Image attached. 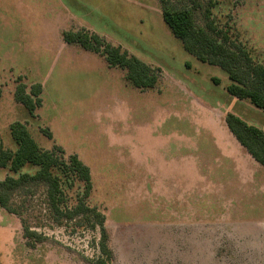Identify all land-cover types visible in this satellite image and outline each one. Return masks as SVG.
<instances>
[{
    "label": "rangeland",
    "instance_id": "1",
    "mask_svg": "<svg viewBox=\"0 0 264 264\" xmlns=\"http://www.w3.org/2000/svg\"><path fill=\"white\" fill-rule=\"evenodd\" d=\"M216 1V24L264 63V0ZM66 30L158 69L156 84L135 87L124 68L66 43ZM20 82L42 87L33 116L15 99ZM228 83L184 50L160 0H0V143L15 147L9 126L20 122L41 148L89 167L86 202L105 216L110 264H264V167L224 121L231 112L264 131V112ZM36 168H0V180ZM43 188L15 196L20 216L0 207V264H94L98 229L56 224ZM24 225L44 239L28 242Z\"/></svg>",
    "mask_w": 264,
    "mask_h": 264
},
{
    "label": "trees",
    "instance_id": "2",
    "mask_svg": "<svg viewBox=\"0 0 264 264\" xmlns=\"http://www.w3.org/2000/svg\"><path fill=\"white\" fill-rule=\"evenodd\" d=\"M163 21L182 47L197 60L220 67L227 75L229 83L226 92L237 99H246L264 112V63L255 62L242 44L233 40L226 27H219L213 18L212 8L216 0H160ZM66 43L78 44L85 50L99 53L111 67L126 70V78L138 88H152L158 79V69L128 54L119 46L105 41L96 33L85 30H66L62 33ZM215 84L218 79L213 78ZM39 83L26 91L23 83H18L14 92L28 114L41 104ZM228 130L245 148L247 153L264 167V131L248 124L239 116L228 112L224 117ZM13 149L0 143V168L18 172L22 167H37L34 172H20L0 180V207L20 216L23 211L15 202L16 195L33 193L34 186L42 185L49 215L56 224L70 222L72 230L96 228L99 240L96 243L98 256L94 264H110L113 252L108 245V233L104 227L105 216L95 206L87 204L91 191L89 167L75 154L63 158L61 149H43L31 136L25 124L13 122L9 126ZM81 182L82 187H73ZM74 196V203L69 200ZM23 233L29 241H41L45 235L31 226H23ZM28 244V243H27Z\"/></svg>",
    "mask_w": 264,
    "mask_h": 264
}]
</instances>
